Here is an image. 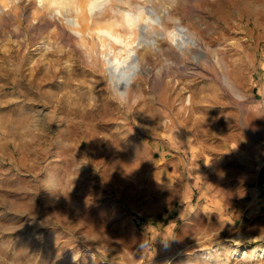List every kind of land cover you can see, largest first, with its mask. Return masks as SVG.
<instances>
[{"label": "rangeland", "instance_id": "1", "mask_svg": "<svg viewBox=\"0 0 264 264\" xmlns=\"http://www.w3.org/2000/svg\"><path fill=\"white\" fill-rule=\"evenodd\" d=\"M3 1L0 264H264V212L243 217L234 184L233 223L199 196L242 171L213 154L217 133L243 113L259 130L264 0H112L98 20L152 19L127 96L38 0ZM167 129L195 135L193 164L163 159Z\"/></svg>", "mask_w": 264, "mask_h": 264}, {"label": "bare ground", "instance_id": "2", "mask_svg": "<svg viewBox=\"0 0 264 264\" xmlns=\"http://www.w3.org/2000/svg\"><path fill=\"white\" fill-rule=\"evenodd\" d=\"M38 2L45 13L65 22L67 29L75 35L79 46L90 58L102 59L103 65L108 68L115 90L122 96H127L143 66L139 49L144 35L143 33L138 35L137 30H146L149 21L152 20L146 16L143 9L138 12L125 10L120 19L103 21L96 17L103 15L112 0H38ZM8 4L6 3V6ZM152 12L153 21L160 24L161 16ZM170 36L173 44L181 49L184 47L177 32H172ZM156 42L158 41L155 39L153 43ZM192 44L195 45L194 42ZM187 101L191 102V99L188 98ZM257 251L264 252V247H258Z\"/></svg>", "mask_w": 264, "mask_h": 264}, {"label": "crops", "instance_id": "3", "mask_svg": "<svg viewBox=\"0 0 264 264\" xmlns=\"http://www.w3.org/2000/svg\"><path fill=\"white\" fill-rule=\"evenodd\" d=\"M253 117L256 119L259 130L251 128L248 122V114L243 113L239 119L240 131L236 133L227 132V130L218 132L213 139L220 146V149L214 150L213 154L227 160L228 164L233 161L241 167L242 171L238 178L233 180L231 174H224L222 175L221 184L209 182L199 191L200 198L206 201L204 206L207 207V211L217 213L228 223H233L238 219L232 218L234 214L228 208L232 184H234L235 192L238 194L237 198L244 202L243 217L250 210L258 212L256 214L264 212V111L256 112ZM227 123L230 124L231 120ZM162 138L165 143V146H161L164 152L163 159L173 158L168 156L170 151H173L176 152L178 159L176 162L181 163L183 162L182 157L190 153L192 164L194 163L195 153L192 151L200 145L194 134L181 133L176 129H167L165 137ZM213 161L209 157V163ZM247 170L257 171L256 177H249ZM248 183L253 186L246 187ZM193 195L194 193L190 190L188 199L193 200Z\"/></svg>", "mask_w": 264, "mask_h": 264}]
</instances>
